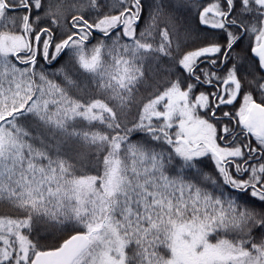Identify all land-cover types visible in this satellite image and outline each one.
I'll use <instances>...</instances> for the list:
<instances>
[{"label":"snow or ice","instance_id":"1","mask_svg":"<svg viewBox=\"0 0 264 264\" xmlns=\"http://www.w3.org/2000/svg\"><path fill=\"white\" fill-rule=\"evenodd\" d=\"M0 264H264V0H0Z\"/></svg>","mask_w":264,"mask_h":264}]
</instances>
